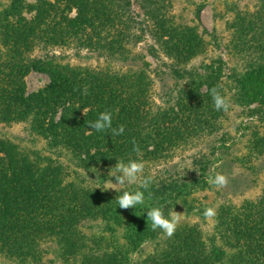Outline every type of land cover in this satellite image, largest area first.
Listing matches in <instances>:
<instances>
[{
	"label": "rangeland",
	"instance_id": "1",
	"mask_svg": "<svg viewBox=\"0 0 264 264\" xmlns=\"http://www.w3.org/2000/svg\"><path fill=\"white\" fill-rule=\"evenodd\" d=\"M48 1L54 3L57 0ZM67 1L70 0H62V5L56 10L52 8L42 10L36 6L37 0H0V102L3 103L2 107L6 111L21 115L20 117L0 115L2 157L0 162L3 161L0 166V182L5 169H16V165L8 158L5 150L6 144L12 143L22 152L30 154L32 158L42 159L43 165L49 164L50 167L55 168L58 166L60 169V178H55L60 179L57 182L61 183L51 189L41 188L37 198L40 204L54 194L52 190L65 192V195L71 198L69 190H63L65 188L101 190L111 195L113 201H116L117 196L123 191L137 190L138 185L115 184L118 183L116 176L111 175V172L120 174L115 168L119 161L127 163L130 159L138 158L133 151V145L119 155L113 153L115 159L110 160L99 155L100 152L109 150L114 143L110 144L107 140L103 145L101 139L104 135L108 134L114 140L125 139L127 136L122 134L111 136L109 132L96 130L93 132L94 129L89 127V124L96 120V114H100L95 108L102 106V112H111L119 107L113 103L114 100H110L104 94L107 86L102 83H106L104 81L106 78H93L98 87L91 86L92 77H89L91 71L100 75L121 74L131 77L135 75L138 83L135 84L137 90L134 94L139 96L137 101L141 107L142 99L147 98L146 109L151 104L155 105V108L167 106L168 100L175 103L184 101V103L205 105L211 109L210 124L204 131L206 134L195 138L190 136L187 141L177 143L168 148L167 155L161 159H151L149 152L151 146L140 151L139 159L145 164L144 176L151 175L153 180L157 177L168 179L175 176L187 177L184 181L188 186L184 191L185 195H180L169 210V213L174 210L181 216L180 223L171 237L159 229L152 238L148 237L147 232L143 234L140 231L143 221H137L136 218L149 209L151 199L146 195L143 205L123 209L119 208L117 203L116 207L113 206L115 213L106 211L107 206H103V212L99 211L97 215L92 208L96 207V202H92L89 207L84 201L77 199L80 206L72 208L81 212L80 201L85 207L79 221L69 227L76 236L71 240L78 244L77 249H70L69 255L62 254L60 242L64 234L59 232V229L56 230L57 227H53V232L56 230L54 234H47L40 239V244L36 247V249L39 247V252L23 258L22 254L3 247V237L0 232V264H94L88 260L94 253L106 256L109 264H151L150 261L162 255L172 243L173 246H179L180 242L176 240L185 234H192L202 243V248L204 244L205 248L202 250L205 259L210 260L209 264H248L239 258V248L230 246L220 235L218 225L225 208L233 207L238 210L243 206L258 203L264 197V73H260V68H264V58L261 57V53L255 51L253 55L259 62L253 70L248 69L249 61L231 46L233 26L239 15L244 14L245 10L250 12L256 10L259 0H162L164 10L180 30L181 37H176L183 38L188 35L181 49L182 52L177 57L170 56L165 51H158L153 55L152 47L161 48V44L159 45L149 34L142 31L141 25L133 27L131 34L134 36L130 41L118 38L114 49L110 47L112 29H109L108 25L106 30L99 33H94V29L85 32L81 30L79 39L83 38L81 42L84 43L81 47L75 45L74 41L68 45L54 41L50 44L53 47L45 51L41 48L45 45L41 44L42 42L27 43V28L32 26L31 24L38 17L48 20L54 24L53 26L62 27L66 31L65 34L71 37L75 31L69 26L68 18H75L78 10L76 6L69 7ZM95 8L98 9L93 8L94 11L90 12L91 16L97 15L101 5ZM84 10L89 11L85 7ZM124 11L135 13V16L141 18L142 11L136 3L131 9L125 8ZM120 21L116 19L115 22L119 24ZM99 26L97 25L98 28ZM165 34H167L166 40H174L168 33ZM89 38L91 40H86ZM123 45L126 46L125 51H122ZM21 49L25 50L20 55L21 58L43 57L45 53L55 55L54 63L50 66L58 76L52 90L49 89L50 99L44 101L42 96L29 115L20 112L24 108L20 104L19 92L22 90L29 95L47 90L51 84V72L32 70L30 73H21L20 76L13 74L11 67L2 66L3 63L6 64L10 59L16 58ZM71 67L74 69H70ZM65 69L69 72L68 76L63 75ZM171 69H176V74ZM217 86L232 102V107L227 113L215 110L212 98L205 95L207 88ZM89 89H95L94 93L91 94ZM187 92L190 95L192 92L198 93L197 99L185 100L183 94ZM74 93L78 104L74 106L71 118L73 119L77 114V118L86 119L88 127L85 133L87 137L93 138V140L89 138L87 142L96 145L90 151L94 154L93 159L88 161L84 160L89 155L85 150H75L64 144L66 141L63 128L60 143L55 140L57 135L48 130L53 117L57 121L60 119V108L58 111L56 108L67 98L73 97ZM200 98L203 99L202 102ZM48 101L52 103L49 105ZM55 111L57 113L53 116ZM139 120L140 116L130 118L133 126L141 125L143 121L140 120L139 123ZM118 121L112 116L113 128H115L114 122ZM143 123L147 128L148 123ZM127 124V122L123 124L126 130L130 127L126 126ZM75 135L80 139L82 137L78 127ZM127 138L128 142L132 141ZM196 157H203L202 165L205 166L204 174H206L203 180H198L191 174L192 162ZM200 166L197 165V169ZM18 169L24 177L25 167L21 166ZM217 173L224 174L228 178V183L221 188L209 183V179ZM12 182H15L14 178ZM109 186L117 188L118 192L115 189H107ZM20 198L25 202L22 197ZM110 204H108L109 208ZM29 207L32 208L31 205ZM134 208L137 212L132 210ZM207 208H213L216 214L206 217L204 212ZM7 210L9 216L14 215L10 207H7L4 213ZM24 211L28 218L30 213ZM130 213L133 214V218ZM14 216L18 219L22 218L20 213ZM15 217H13L14 221ZM15 222L11 223V226H16L15 232L18 230L17 239L23 236L25 240L26 236L19 231L26 232L27 235L28 232L30 233L29 226L25 225L27 221H24L23 225ZM64 225L68 227L69 223L64 222ZM174 237L176 240L173 239ZM16 242L23 247L22 241L14 239V244ZM80 244L82 246H79ZM216 248L219 252H224L223 257L221 255L218 260L214 255ZM27 252L30 254L34 251Z\"/></svg>",
	"mask_w": 264,
	"mask_h": 264
},
{
	"label": "trees",
	"instance_id": "2",
	"mask_svg": "<svg viewBox=\"0 0 264 264\" xmlns=\"http://www.w3.org/2000/svg\"><path fill=\"white\" fill-rule=\"evenodd\" d=\"M77 1L78 0L67 1L68 4H70L69 7L72 8L76 6L78 10V14L75 18H68L69 26L75 31L72 33L71 37L65 34L66 31L62 27L53 26L54 24L48 22V20H42L38 17L34 20V23L31 24L32 26H28L27 28L26 42H42L41 44L45 45L41 48H44L45 51L50 50L53 47V45L50 44H53L54 41L59 42L61 45H68L70 42L74 41L76 42L75 45L81 47L84 45V43L81 42L83 38L79 39L81 36V30L85 32L88 29H94V33H99L109 27V29H112V38L109 43L111 45L110 47L113 48L116 46V42H118V38L120 37L130 41L134 36V34H131L133 27L141 25L142 31L149 34L159 45L161 44V48L152 47L153 55L158 51H165L168 55L177 57V55L182 52L181 49L184 47L188 35L179 38L181 37V35L179 36L180 30H178L179 28L173 24L172 18L168 15V12L164 10L165 6L162 0ZM134 3L141 8V18L140 16H135V13L131 14V12L124 11L125 8L131 9ZM81 4L89 10V13L84 10V7ZM61 5L62 0H57L54 3L48 0H37L36 2V6L42 10H50L51 8L52 10H56L57 8H60ZM100 5L101 8L98 10L99 12L97 15L91 16L90 12L94 11V9H98L95 7ZM56 15L59 14L56 13ZM116 19L121 20L119 24L115 22ZM97 25H100L99 28ZM233 31L234 33L231 40L232 48L249 61L247 68L253 70V67L259 62L258 58H256L253 53L258 51L261 53V57L264 58V0H259L256 10L251 12L245 10L244 14H240L237 22L233 26ZM165 33H168L171 38H174V40H166L165 37L167 34ZM176 36H179V39ZM138 37H140V35ZM86 40H91V38ZM122 47L123 51L126 46L124 47L123 45ZM164 47L167 50H165ZM119 51L122 52L121 50ZM23 52H25V50L21 49L16 55V58L10 59L6 64L3 63L2 66H6L7 68L11 67V72L20 76L22 75L21 73H30L32 70L51 72V84L47 90H41L39 93L34 92L29 95L22 92V90L19 92L20 104L24 108L21 109L20 112L23 115H29L34 111L36 104L42 99V96L44 101L50 99L48 95L50 93L49 89L52 90V86L56 84L58 76L50 66V64L54 63L55 55L45 53L43 57L36 56L33 58H21L20 55ZM14 60L19 61L15 62ZM70 69L73 70L74 68L71 67ZM171 70L176 74V69ZM260 70V73H264V68H260ZM68 73V70L65 69L63 75L66 74V76H68ZM91 73L92 74L89 75V77H92V81H90L91 86H94V88L96 86L98 87L97 83L94 82L95 78H106V80H104L106 83H102L107 86L104 94L110 100H114L113 103H115L116 106H119L117 110H111L113 118L119 120L118 122H114L115 128L119 127V124L127 122L128 124L126 126L130 127H128L127 130L124 128L122 135L129 137L132 141L135 140L140 147V151H143L145 147L148 149L151 146V149L149 150L151 153L150 156H152L151 159H161V157L167 155L166 150L168 148H171L179 142L187 141L190 136L195 138L202 134H206L204 131L210 124L209 119H211L209 117L211 111L209 107L198 105L196 103H184V101L175 103L168 100V102H166L167 106H157V108H155L156 106L151 104L147 106L149 108L146 109L147 98L144 100L142 99L141 107L137 101L139 96L134 94L137 90L135 84L138 83L135 75L131 77L129 75L121 74L100 75L99 73L97 74V72L92 71ZM212 88L213 87L207 88L205 94L207 97L208 95L211 97L210 90ZM196 89L199 90L198 87H196ZM94 90L95 89H89V92L93 94ZM191 94L192 95H190L189 92L183 94L184 99H197L198 93L192 92ZM202 101L203 99L200 98V102ZM47 103L50 105L52 102L48 101ZM77 104L78 99L76 93H74L73 97H69L62 104H59L60 106L56 109L58 111V108H60V119L57 121L53 117L48 125V130L57 135V139L55 140L57 143H60L62 141L61 130L63 128V135L65 136L66 141L64 144L75 150H85L86 154L89 155L84 160L88 161L93 159L92 156L94 154H91L90 151L93 147H96V145L92 142H87V140L92 137H87L88 135L85 133V130L88 127L87 122L85 121L86 119L77 118V114L73 119L71 118L72 113H74V106ZM2 106L3 103L0 102V115L2 114V117H5V115H12L14 117L21 116L6 111ZM16 106H18V104H16ZM111 106L112 103L110 104V107ZM95 110L96 112L101 113L102 106L101 108H95ZM57 111L53 113V116L56 115ZM98 115L99 114L97 113L95 119H97ZM137 116H140L141 121L148 123L147 128H145L146 124L143 122L141 125L134 124L133 126V123L130 122V118H135ZM32 126L33 125H31V127ZM77 127L79 128V133L82 135V141L80 137L75 135ZM93 132H95V129ZM127 137L125 139L116 138L114 140L113 138H110L108 134L104 135L101 139L103 145L106 144L107 140L110 144L114 143L109 150L100 152L99 155L111 160L115 159L113 153L119 155L121 152H126L129 149V146L133 145L130 144L132 141L128 142ZM91 140H93V138ZM98 143H100V141H98ZM119 147L120 149L118 150ZM5 150L8 158L14 162V165H16V169H5L2 177L3 179L0 182V232H2L3 247L9 249V251L17 254L20 253L23 258H26L29 255L32 256L39 252V247L37 249L36 247L40 244V239L47 234H54L55 231L59 229V232L64 234V238L60 242L62 244V254L69 255V253H71L70 249H77L78 246L76 242L71 240L76 236H74L69 227H72L74 223L79 221L82 216L81 213L85 209L84 204L90 207L92 202H96V207H92L96 212L95 215H97L99 211L100 213L103 212V206H107L106 211H115L113 206H117V200L113 201L111 195L108 193L105 194V192L101 190H92L88 188L63 189L64 191L69 190L71 198L67 197L65 192L60 193L59 191L52 190L54 191V194L49 196L48 200L40 204L37 199L40 194V189L45 187L51 189L61 183L60 181L57 182L60 179L56 180L55 178H60L59 167H50L49 164L43 165L42 159L39 157L32 158L30 154L22 152L12 143L6 144ZM1 158L0 155V159ZM202 162L203 157H196L192 162L193 169L191 170V174L198 178V180H203L206 175L204 174L205 166L202 165ZM2 163L3 161L0 162V166ZM199 164L201 166L197 169V165ZM21 166L26 169L24 177H22V174L19 172L20 169H18V167ZM13 178L15 182H12ZM186 178V176L181 178L175 176L174 178L171 177L169 179L157 177L156 179L158 180H153V184L145 191L147 197L148 193H151L149 208L160 206L162 207L165 216H167L173 202L180 195H185L186 192L184 191L188 187L187 183H184ZM19 190H21V193L18 194ZM16 194H18V196ZM20 197H22L25 202H22ZM77 199L84 201V204L80 201L82 206L81 212H77L72 208L80 206L79 200ZM110 202L112 203L110 204ZM108 204H110V208L108 207ZM29 205H31V209ZM7 207L11 208L12 214L14 215L20 213L22 218L18 219L14 215L9 216L8 210L4 213V210L7 209ZM24 210L30 213L28 218L25 216L27 213H25ZM132 210L137 212L135 208ZM139 212H141V209ZM141 214L142 216L136 218L137 221H143V227L140 231L143 234L147 232L148 237L152 238V235L158 232H156V230L153 231L150 227V223L148 224L147 211H143ZM130 215L131 218H133V214L130 213ZM13 217H15V221L21 225H23L24 221H27L25 225L29 226L30 233L28 232L27 235L25 234L26 232L19 231L22 235L24 234L26 236L25 240L23 236L22 238L17 239L18 237L16 234H18V230L15 232L16 226H11V223H16L13 220ZM64 222L69 223V226L66 227ZM53 227H57L54 232L52 230ZM218 228L220 235L225 238L230 246H236L239 248V258H241L244 263L264 264V197L260 202L243 206L238 210L233 207L225 208ZM14 239L15 241H22L23 247H21L18 242L14 244ZM173 239L176 240V237ZM7 241L11 243H5ZM176 241L180 242L179 246H173L172 243L162 255L157 259L150 261L151 264L210 263V260L208 258L205 259L203 254L202 249L205 248L204 244L202 248V243L198 241V239H195L192 234L181 235ZM24 244L26 245L24 246ZM79 246L82 245L80 244ZM29 250L34 252L28 254L27 251ZM214 252L216 260L220 259L221 255L223 257L224 252H219L217 248ZM88 260H91V263L94 262V264H109V261L106 260V256H101L99 253H94L88 258Z\"/></svg>",
	"mask_w": 264,
	"mask_h": 264
},
{
	"label": "clouds",
	"instance_id": "3",
	"mask_svg": "<svg viewBox=\"0 0 264 264\" xmlns=\"http://www.w3.org/2000/svg\"><path fill=\"white\" fill-rule=\"evenodd\" d=\"M84 94H87V88L84 89ZM210 95L213 101L215 110L223 111L227 113L232 107V102L228 96L223 94L220 87H213L210 90ZM86 114V111L84 110ZM90 128L95 129L97 132H109L111 136H118L124 132V126L120 125L117 128L112 127V113L110 111L101 112L97 119L89 124ZM133 143V151L137 154V159H130L127 163L119 161L115 166L116 172L119 175L116 176V180L119 185H138L135 191H123V193L117 196L116 200L119 208L128 209L130 207H136L137 205H143L145 202V191L150 188L153 184V177L151 175L144 176L145 164L142 159H139L140 148L136 144L135 140ZM209 183L216 188H221L228 183L226 175L217 173L214 177L209 179ZM99 187V186H97ZM96 187V188H97ZM107 189H118L109 186ZM142 189V190H141ZM148 198L151 199V193H148ZM215 210L213 208L205 209L204 215L206 217L214 216ZM181 220L179 212L172 210L167 216H165L162 207L156 206L149 208L147 211V221L150 223V227L153 231L159 229L164 232L168 237H171Z\"/></svg>",
	"mask_w": 264,
	"mask_h": 264
}]
</instances>
